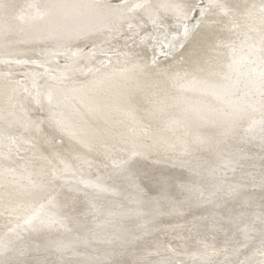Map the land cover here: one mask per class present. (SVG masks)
<instances>
[{
    "label": "bare ground",
    "instance_id": "obj_1",
    "mask_svg": "<svg viewBox=\"0 0 264 264\" xmlns=\"http://www.w3.org/2000/svg\"><path fill=\"white\" fill-rule=\"evenodd\" d=\"M0 264H264V0H0Z\"/></svg>",
    "mask_w": 264,
    "mask_h": 264
},
{
    "label": "rangeland",
    "instance_id": "obj_2",
    "mask_svg": "<svg viewBox=\"0 0 264 264\" xmlns=\"http://www.w3.org/2000/svg\"><path fill=\"white\" fill-rule=\"evenodd\" d=\"M194 18H195V17H194ZM166 23H167V22H166ZM170 26H171V25H169V24H165V23H164V27H166V28H167V27L170 28ZM61 55H62V53L59 54L60 57H62V56H63V57L66 56L65 53H63L62 56H61ZM68 60H69V59H68ZM62 61H63V60L60 59L59 62H62ZM69 61L71 62V59H70ZM144 220H145V221H144ZM144 220L142 221V224L145 226V225H147V223H148V219L146 218V219H144ZM214 222H215V221L212 220V223H214ZM144 223H145V224H144ZM214 228H215V229H219V228H221V226L214 225Z\"/></svg>",
    "mask_w": 264,
    "mask_h": 264
}]
</instances>
